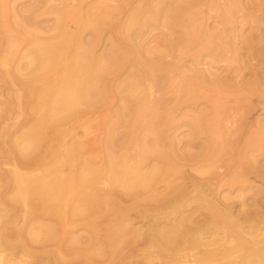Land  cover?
Instances as JSON below:
<instances>
[{"label": "rangeland", "instance_id": "obj_1", "mask_svg": "<svg viewBox=\"0 0 264 264\" xmlns=\"http://www.w3.org/2000/svg\"><path fill=\"white\" fill-rule=\"evenodd\" d=\"M46 44L54 46L61 56L75 54L84 63L96 57L106 100L64 128L47 129L38 148L28 155L22 149V137L36 130L55 94L53 85L60 86L65 73L60 68L39 76L35 58ZM216 44L224 59L214 63V83L198 87L201 98L195 105L204 109L209 102L213 106L216 115L212 121L218 133L215 143L228 144L221 151L223 159L239 152L244 158L237 160L255 170L247 171L244 208L240 204L243 199L236 198L242 190H236L241 191L239 195L224 190L222 195L235 200L236 211L251 213L244 222L259 240L264 235V0H0V264H182V260L190 264L187 256L195 249L181 252L168 247L154 231L157 222L166 225V215L178 217L176 210L184 205L166 211L153 209L170 179L199 177L197 167L204 169L208 162L204 157L195 159L200 146L192 142L188 126L179 130L185 155L174 162L178 173L171 178L159 176L138 199L126 196L122 187L111 191L107 199L113 203L99 215L78 216L75 206L79 202L68 189L66 194L70 195L59 201L49 195L25 197L12 177L15 172L19 177L49 180L54 174L65 177L70 173L77 179L68 184L69 189L87 190L89 187L79 180L85 170L81 154L106 153L103 144L108 138V123L122 118L114 115L120 102L126 100L131 107L141 99L156 102L159 115L171 109L185 122L187 116L196 114V109L187 105L182 111L178 107L185 93L183 86L194 73L191 68L196 67L194 55ZM167 60L172 62L165 64ZM148 119L143 116L141 122ZM124 145H115L110 151L117 155L127 152L129 164H134L136 146ZM223 162H218L221 169L226 166ZM107 169L98 183L104 191L114 188L122 176L119 166ZM123 170L128 172L130 167L126 164ZM212 181L216 185L217 180ZM103 200L101 197L99 203ZM123 213L133 219L128 224L130 232L121 240L116 234L109 237ZM255 229L263 235L258 237ZM92 233L96 239L89 244ZM153 235L156 240H150ZM70 237L76 238L73 247ZM172 252L174 257L180 253L183 259L177 256L174 261ZM233 254L236 258L228 256L225 264H241L240 252Z\"/></svg>", "mask_w": 264, "mask_h": 264}, {"label": "bare ground", "instance_id": "obj_2", "mask_svg": "<svg viewBox=\"0 0 264 264\" xmlns=\"http://www.w3.org/2000/svg\"><path fill=\"white\" fill-rule=\"evenodd\" d=\"M220 40L222 41L221 38ZM223 46L225 45L223 44ZM43 48V51L35 58L39 76L44 77L47 72L60 68L65 73L61 74V85L58 86L57 81L55 83L57 87L53 85L56 90L55 94L47 103L46 112L40 119L36 130L28 131L22 137V141L25 143L22 149L28 155L38 148L45 137L47 129L50 128L56 131L59 128H64V125L71 124L76 118H81V116H86L91 111H95L106 100V93L99 73L101 66L98 61L96 62V57L91 56L88 58L87 63H84L81 62L83 58L80 59L75 54L61 56L55 50L56 48L50 44H46ZM219 48L220 45L218 44L212 45L209 49H201L194 55L193 60L196 67L191 68L194 73L193 75L189 74L187 84L183 86L185 93L181 97L178 107L182 111L187 105L191 109H196V114L190 117L187 116L185 122L181 118H177L173 112L174 110L171 109L167 113L165 112V115H159L154 108L156 102H148L145 99H141L138 103L136 102L135 106L131 107L129 102L126 100L122 101L120 102V108L114 110V115L122 118L108 123V138L103 144V150L106 153L97 156L87 155V152H82L81 154L85 170L80 174L79 180L81 181L80 183H83V186L89 187L88 189L90 190L80 189L79 191H74L73 188L69 189L70 186L68 184H72L71 182L77 179L75 176L72 177L70 173H66L65 177L51 173V176L53 175L52 178L47 180L43 177H36V179L26 176L19 177L18 173L14 172L12 181L18 188V192L25 197L32 194L38 197L49 195L58 201L63 200L70 194L76 195L75 197H77L79 204L77 207L75 206L76 212H74L78 216H92L97 213L99 215L105 206L113 203L107 199V195H111V191H117L118 188L122 187L126 189V196L138 199L141 194L148 192L159 176L165 175L167 178H171L178 173L179 166L175 165L174 162L177 161V158L183 159L185 155L182 148H180L179 140V130L185 125L191 130L192 142L200 146V152L195 154V159L206 158L205 161L208 162L207 164L205 162V164L208 165V168L206 165L207 169L203 167L205 170L197 167L201 174L199 177L189 175L188 179L182 177L183 179L180 181L173 179L168 181L164 190L159 194L158 204L153 209L166 211L168 208L179 204H183L184 209L176 210L179 218L174 217V219H171L170 215H166V225L163 224L164 226H160V223L157 222L158 227L156 230L154 228L156 236L158 239L164 240V244L168 247H176L178 251L182 252L189 248L195 249V252L187 256L191 259H187V262L191 261L190 264H219L220 262L225 264L224 262L229 258H236L233 254L236 252L241 254V264H264V235L259 232L261 230L257 231L258 229H255L253 232L256 233L257 231L258 237L263 235L261 239H255L252 227L251 230L247 229L244 222L251 218L248 216L251 213L249 214L244 209L236 211L235 200L229 195H222L224 190H228L229 194L234 193L237 189L242 190V196L239 195L241 191L239 193L236 191V195H239L236 198L241 197L243 199H241L243 203H239L244 208L246 202L244 190L246 191L247 185H249L245 182L248 181L250 173L247 175V171L250 168L239 162L241 157L244 158L243 154L241 155L239 152L234 155L230 153L232 156L224 158L226 160L223 159L224 154L222 155L221 151L224 150V145L228 144L215 143L218 133H215L216 124L212 121V118L216 115L215 110L212 111L213 106L209 102H206V106L209 107H204V109H201L199 105H195L196 101L201 98L197 95L198 87H206L205 84L214 83L217 78L212 68L215 62L224 59L223 52L220 53L218 51L220 50ZM227 50L229 49L227 48ZM171 62V60H167L165 64L169 65ZM96 66L97 69L95 70ZM95 71L98 73H95ZM53 87L51 88L53 89ZM46 91L42 92L46 94ZM41 97L43 96L41 95ZM204 98L207 97L205 96ZM42 103L44 104V102ZM143 116L149 118L145 124L141 122ZM56 136H58V133ZM122 144L124 147L129 145L136 146V158L132 157L134 164H129L131 157L127 155V152L123 151L120 155H117L110 151L113 146H121ZM125 149L123 148V150ZM220 152L221 155L219 154ZM237 158H240L239 161ZM154 159L157 162L152 164L151 162ZM219 161H225L223 162V164L226 163L224 169H221V165L218 164ZM233 161L235 162L233 163ZM126 164L130 167L128 172L122 171ZM114 165L117 168L118 166L121 168L120 173L122 176H118L120 179H117L119 182L115 183L114 188L104 191L98 183L104 177L103 173L106 168L109 171L116 170ZM219 168L222 170L221 172L217 171ZM251 170H253L252 172L255 171L252 167ZM113 173L111 174L113 175ZM257 175L260 174L257 172ZM213 178L217 180L216 185L213 184ZM67 189L70 190L68 195L66 194ZM101 197L105 199L103 204L99 203ZM251 202L253 201L251 200ZM262 203L264 206V200ZM195 218L198 219L195 220ZM132 220L129 215L123 213L109 237L116 234L118 239H123L125 234L127 235V232L129 233L131 230L128 224H131ZM260 233L261 235H259ZM95 239L96 234L92 233L89 237V244ZM150 240H156L155 235L151 236ZM69 242H71V247H73L72 245H75L76 238L70 237ZM170 256L172 257V255ZM177 256H181L180 253ZM177 256L174 257L173 253V260L178 258ZM228 256L229 258L227 259ZM182 264H186V262L182 260Z\"/></svg>", "mask_w": 264, "mask_h": 264}]
</instances>
